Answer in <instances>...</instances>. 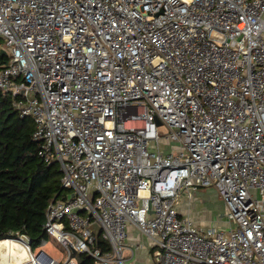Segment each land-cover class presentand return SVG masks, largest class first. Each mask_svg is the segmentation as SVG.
<instances>
[{
	"label": "built area",
	"instance_id": "built-area-1",
	"mask_svg": "<svg viewBox=\"0 0 264 264\" xmlns=\"http://www.w3.org/2000/svg\"><path fill=\"white\" fill-rule=\"evenodd\" d=\"M0 49L65 189L26 262L125 264L133 225L156 264H264V0H0ZM208 186L229 227L180 210Z\"/></svg>",
	"mask_w": 264,
	"mask_h": 264
},
{
	"label": "trees",
	"instance_id": "trees-1",
	"mask_svg": "<svg viewBox=\"0 0 264 264\" xmlns=\"http://www.w3.org/2000/svg\"><path fill=\"white\" fill-rule=\"evenodd\" d=\"M8 61L0 55V65ZM34 131L33 118L21 117L13 98L0 95V240L26 234L36 250L49 239L43 228L48 205L65 189L59 163H46L38 155ZM97 245L107 242L99 236ZM75 257L81 264H94L86 253Z\"/></svg>",
	"mask_w": 264,
	"mask_h": 264
},
{
	"label": "crops",
	"instance_id": "crops-1",
	"mask_svg": "<svg viewBox=\"0 0 264 264\" xmlns=\"http://www.w3.org/2000/svg\"><path fill=\"white\" fill-rule=\"evenodd\" d=\"M198 193L199 190L197 191ZM180 210L184 213L190 212L192 218L198 223L207 225L208 220L203 218V211L198 209V205L193 202V199L189 203L182 202ZM128 232L129 235L125 241V249L123 252L125 264H156L154 251L149 246L148 237L133 225L129 227Z\"/></svg>",
	"mask_w": 264,
	"mask_h": 264
},
{
	"label": "rangeland",
	"instance_id": "rangeland-1",
	"mask_svg": "<svg viewBox=\"0 0 264 264\" xmlns=\"http://www.w3.org/2000/svg\"><path fill=\"white\" fill-rule=\"evenodd\" d=\"M163 131H167L166 127H162ZM173 142L167 144L168 149H172V144ZM255 195L258 196L257 190L253 191ZM193 202L197 203L198 209L200 211H203V218L207 219V225H215L218 227H229L230 223L228 222L227 216H225L223 213L225 212V205L221 197L219 196L217 190L213 186H208V187H200L199 188V193L195 192V195L193 196ZM223 225V226H222ZM51 245L48 246V249H52V244H55L57 246L56 250L59 253H64L66 255L65 249L56 242L55 240H50ZM10 256L7 252L5 253H0V261H4L3 259H8L9 260ZM2 259V260H1ZM5 260V261H8ZM12 264H16L15 262ZM23 264H29L28 262H24Z\"/></svg>",
	"mask_w": 264,
	"mask_h": 264
},
{
	"label": "bare ground",
	"instance_id": "bare-ground-1",
	"mask_svg": "<svg viewBox=\"0 0 264 264\" xmlns=\"http://www.w3.org/2000/svg\"><path fill=\"white\" fill-rule=\"evenodd\" d=\"M5 252L9 254L10 258L9 260L3 259L4 261H0V264H12L14 262L16 264H23L27 261L26 253L23 251V246L16 241H12L11 239L0 240V253Z\"/></svg>",
	"mask_w": 264,
	"mask_h": 264
},
{
	"label": "water",
	"instance_id": "water-1",
	"mask_svg": "<svg viewBox=\"0 0 264 264\" xmlns=\"http://www.w3.org/2000/svg\"><path fill=\"white\" fill-rule=\"evenodd\" d=\"M7 52L4 49H0V55H6ZM92 229L94 230L95 234L97 235V237L100 236L101 234V226L96 222L92 224Z\"/></svg>",
	"mask_w": 264,
	"mask_h": 264
}]
</instances>
